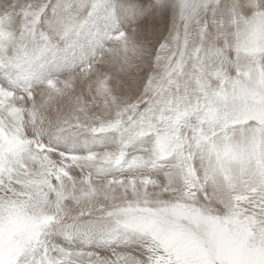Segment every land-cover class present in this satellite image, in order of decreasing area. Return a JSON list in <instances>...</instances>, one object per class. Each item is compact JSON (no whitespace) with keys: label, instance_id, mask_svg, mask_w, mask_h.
Instances as JSON below:
<instances>
[{"label":"snow or ice","instance_id":"1","mask_svg":"<svg viewBox=\"0 0 264 264\" xmlns=\"http://www.w3.org/2000/svg\"><path fill=\"white\" fill-rule=\"evenodd\" d=\"M0 264H264V0H0Z\"/></svg>","mask_w":264,"mask_h":264}]
</instances>
